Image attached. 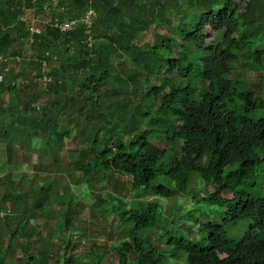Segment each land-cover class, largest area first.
<instances>
[{"label": "trees", "instance_id": "trees-1", "mask_svg": "<svg viewBox=\"0 0 264 264\" xmlns=\"http://www.w3.org/2000/svg\"><path fill=\"white\" fill-rule=\"evenodd\" d=\"M188 1L183 10L181 0H0V168L35 155L40 163L31 192L12 171L0 178V237H7L0 264L36 259L31 246L39 242L35 264H83L68 234L78 199L68 188L60 194L56 168L41 171L73 136L80 148L69 151L64 170L93 194L118 190L104 208L94 194L99 216H118V264H170L179 253L183 264H264V0ZM38 17L48 23L33 33ZM55 21L75 25L62 30ZM166 25L173 34L140 44ZM121 56L132 63L127 76L115 63ZM131 93L139 100L125 103ZM16 147L31 153L15 161ZM127 191L138 200H123ZM148 195L160 200H140ZM179 197L204 202L213 220H194L193 208L165 217L163 202L183 208ZM39 214L62 215L57 259L52 236L42 240ZM197 228L207 233L200 241ZM92 255L88 264H99L103 252Z\"/></svg>", "mask_w": 264, "mask_h": 264}, {"label": "rangeland", "instance_id": "rangeland-1", "mask_svg": "<svg viewBox=\"0 0 264 264\" xmlns=\"http://www.w3.org/2000/svg\"><path fill=\"white\" fill-rule=\"evenodd\" d=\"M59 4L60 3L58 1H55L56 6H58ZM179 6L183 10H187L190 6V2L188 0H181V2L179 3ZM242 10H244V5L241 7V11ZM30 14H32V12H30ZM88 16L89 15L86 14L85 17H88ZM47 23H48V20L44 21L40 19L39 17L37 19L34 18L31 24V26L33 27L31 31H33V33L35 32L40 33L42 32V28L45 27V24ZM173 24H177V21L174 22ZM173 29H174L173 25L172 26L166 25L165 27H158V28L152 29L151 31H148L147 33L142 35L139 42L140 44L148 43V42L152 43L154 41H157L156 37L159 34L161 35L173 34ZM207 34L209 35L208 40L215 37V33L210 29L207 31ZM179 43H180V40L177 39L175 43H173V45L177 48ZM31 54H32V57H34V53L32 52ZM126 57L121 56L115 60V63L117 64L120 73L123 74L124 76L125 75L127 76V74L130 72V68L132 67L131 60H129V58L128 57L126 58ZM165 72L166 71L162 72L161 76H163ZM235 76L241 77L242 73L241 72L235 73ZM140 78L143 79L144 74H141ZM149 78L151 80H154L155 75L153 73H150ZM20 81L22 80L18 78L16 80V83H20ZM255 83H256V86L262 85L258 80H256ZM131 86H133V84ZM139 93H140V89H138V94ZM137 96H138L137 94L135 95L131 93L127 96L124 102L129 103L131 101L133 103L135 101H138L139 97ZM262 96H264V90L262 91ZM114 106L116 105H113L112 107ZM74 137L75 136H73V138H70L65 142L64 147L58 150L59 153H56L52 155V157H49L50 159L49 164H46V163L43 164V168L41 169V171L44 172L43 175H46L49 169L56 168L58 170L56 172L58 173V175L57 174L56 175L59 177V180L62 182L61 187L59 189L60 194L62 190H65V189L67 190L68 188V191H73V194L78 199V202H76V205L80 207L81 211L76 214L74 213L72 214L73 224L68 229L69 230L68 234L73 236V241H72L73 247L71 250L73 255L77 257L83 264H88L92 260L93 252L95 253L103 252V255L100 257L99 264H118L117 253L114 249V243H116L120 239L119 237L120 229L116 225V223L118 222V216L115 215V213L113 212L111 213V215H108V216L106 215V217L99 216L97 213L96 205H95L97 202V199L96 197H94V194H96V192H97L96 194L97 196L102 197L103 202H99V204L101 208H104L106 206L107 201L110 199L109 196L117 195L118 190L114 189L112 186H109L105 188L106 196L98 195V194H102L101 192L102 190H98L94 192L93 194V192H91L90 190L84 189L83 187L79 188L80 186H78L79 184L77 183L79 174L70 175L69 171L64 170L65 166H67V164H70V161H71L70 156H69V151L71 150L76 151L80 148L79 138H74ZM157 144H162V143L157 142ZM16 149L17 151L15 155H18V156L17 157L15 156V161L18 160V162H20L19 159L23 157L22 155H26V153H31L29 151L27 152L26 149H19L17 147ZM28 157H32V155H28ZM3 160L5 162V151H4L3 145L0 144V162H3ZM38 161H39V155H35L33 157L32 162L23 160V162L17 164L16 167H14L9 162H6L4 164L5 168L4 169L0 168V178H4L7 172L12 171V175L20 176V180H22V182H20V185H19L20 189H22L24 192H31L35 184V179H36L34 178V167L39 166L40 164L38 163ZM68 182H70V184ZM197 183L199 185L205 184L200 181H198ZM5 188H6V185L4 183H2V185L0 184V194L1 195L5 191ZM199 189L200 190L206 189V187L201 186L199 187ZM207 189L208 191H213L215 190V186L212 185L211 183L208 185ZM148 192H153V191H148ZM144 195L145 194H139L140 197ZM121 198H123V200H125L126 202H130V204L138 200L137 192L135 191H132V194H130V192L127 191V195H124V197H121ZM140 200L151 201V200H160V198L155 195H148L147 197L140 199ZM175 201L176 203L178 201H181L180 203L182 204L181 206L183 208H180L179 205H174V204L172 205L171 201L166 200L163 202V209H164L165 217L173 219V213L179 211V209H181L180 211H182L184 214L187 212L188 208H193L194 210L193 219L194 220H200L201 222H208V221L213 220V217H212L213 214L210 211L209 207L201 206V205H204L205 203L201 202L199 199H197L196 201V200L186 198V197H183L182 199L179 197V198H176ZM110 202L113 205L116 204L115 200H111ZM8 205L10 206L11 203L8 202L7 206ZM57 208L58 207H56V209ZM39 215L41 219L38 223H40L41 225L40 230H41V236L43 237L42 240L49 236H52L53 239H52L50 248H51V252H53L55 256V259H57V257H60V255L59 256L56 255L57 247L59 246V243H60L59 240L62 237L66 236V233H65L66 231L63 229L64 226L62 227L59 224H57L59 220L61 222L62 215H57L58 220L49 218L48 216L45 217L43 214H39ZM31 223L35 224L36 220L32 218ZM73 228L78 229L80 233L78 234L72 233ZM198 230L199 228L193 231V233L196 235V237H193L194 241H200L203 235L204 236L207 235L206 232L201 233ZM6 241H7V237L5 236L0 237V245H5ZM158 244L162 245L161 242H158ZM41 245L42 243L39 242L31 246V252L36 257V259L30 258L28 261H26L27 262L26 264L36 263V260H38L39 258L37 254L39 253V250L41 249ZM168 253H169V257L170 255L172 256L175 255L173 254V251L171 253L170 251H168ZM220 256L222 258L226 257L227 252H222ZM22 257H23V251L20 249H16L15 259L17 260V262H20V258ZM181 259L183 260L185 259V254L179 253V257L175 260H174V257H170L169 259L170 264H183ZM130 264H134V263L130 262Z\"/></svg>", "mask_w": 264, "mask_h": 264}, {"label": "built area", "instance_id": "built-area-1", "mask_svg": "<svg viewBox=\"0 0 264 264\" xmlns=\"http://www.w3.org/2000/svg\"><path fill=\"white\" fill-rule=\"evenodd\" d=\"M93 13L94 12L92 10L88 11L87 15H89V16L85 17V19L83 20V22L89 26L88 28H91V25L93 22V16H92ZM55 22L53 23V26L59 27L62 30H69L75 25V22H56V24H55ZM2 217H3V213L2 214L0 213V221H1Z\"/></svg>", "mask_w": 264, "mask_h": 264}]
</instances>
